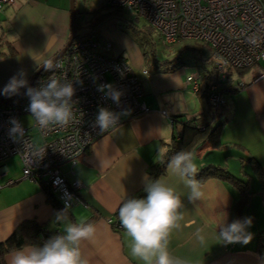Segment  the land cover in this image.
I'll return each instance as SVG.
<instances>
[{
	"label": "crops",
	"instance_id": "0c3cea01",
	"mask_svg": "<svg viewBox=\"0 0 264 264\" xmlns=\"http://www.w3.org/2000/svg\"><path fill=\"white\" fill-rule=\"evenodd\" d=\"M69 6L70 0H16L11 7L0 10L2 52L7 53L9 46L15 52L0 56L2 92L11 77L28 81L41 63L63 47L69 35ZM94 31L104 41L101 52L111 57H127L140 80L141 99L151 111L123 121L98 138L73 166H62L67 180L79 184L77 191L82 200L65 209L67 221L63 223L56 221L57 213L64 209L58 207L53 195L42 190L37 182L22 178L21 164L16 172H11L7 166L9 158L3 160L0 242L25 220L42 225L41 236L45 231L63 234L68 222H89L96 227L95 236L81 244L88 264H144L131 255L132 241L125 229L121 224L116 229L113 223H120L118 209L122 202L147 195H140L144 192L145 174L150 177L174 133L168 116L181 115L182 119L205 116L199 99L203 95L190 89L182 67L154 65L146 70L140 48L133 38L119 30L115 19L108 18L94 26ZM208 64L211 76L212 66ZM262 67L264 61L237 70L235 77L224 85L225 109L218 119L217 140L194 152L198 170L215 167L230 176L215 175L200 181L203 197L196 203L189 202L190 190L168 169V163L156 178H163L183 201L180 211L184 220L180 221V228L172 230L168 248L173 256L185 259L188 264H264V256L256 248L258 237L264 235V78L256 79ZM204 75L203 78L207 74ZM203 78L200 80L204 82ZM8 180L14 183L7 185ZM238 181L247 184L246 195L242 194ZM224 213L227 223L251 218L247 229L252 234L250 242L225 244L218 238V224L223 221ZM189 221L194 223L185 226ZM197 229H203V243L197 239ZM13 251L4 255L3 264H9Z\"/></svg>",
	"mask_w": 264,
	"mask_h": 264
},
{
	"label": "built area",
	"instance_id": "2783aa9c",
	"mask_svg": "<svg viewBox=\"0 0 264 264\" xmlns=\"http://www.w3.org/2000/svg\"><path fill=\"white\" fill-rule=\"evenodd\" d=\"M104 1L114 9L125 10L145 19L160 34L163 44L172 45L187 38L209 45L211 54L207 62L212 66V74L208 81L204 83L191 76L185 80L194 93H202L216 107L225 104L223 87L237 70L264 61V0ZM15 2L0 0V10L11 7ZM253 36L258 38V46L248 42V38ZM97 45L98 41L90 36L77 37L51 63L53 68L42 71L33 84V89L41 88L51 79L73 84L75 93L71 102L74 120L67 126L50 125L47 129H41L28 111L29 97L18 105L0 103V175L2 161L17 156L22 178L37 182L42 190L53 195L62 209H65L66 201L70 202L66 209L82 203L77 191L79 184L67 180L62 166H73L98 138L123 121L151 111L141 99V83L132 67L123 57L110 58L96 52ZM143 73L147 71L143 70ZM261 78H264V67L260 68L256 77ZM106 85H111L113 90L120 93L118 103L110 98L107 89L99 90ZM100 107L120 115L118 124L103 133L98 126H94ZM161 113L168 116L165 110ZM22 116L31 119L32 127L39 135L38 142L34 140L31 127L23 125ZM13 119L23 126L22 135L10 134ZM168 119L175 127L173 117L168 116ZM174 131L178 138L180 128L176 127ZM12 183V180L6 182L7 185ZM113 226L119 229L120 223L114 222ZM57 234L60 233L45 231L42 243Z\"/></svg>",
	"mask_w": 264,
	"mask_h": 264
},
{
	"label": "clouds",
	"instance_id": "9594fccd",
	"mask_svg": "<svg viewBox=\"0 0 264 264\" xmlns=\"http://www.w3.org/2000/svg\"><path fill=\"white\" fill-rule=\"evenodd\" d=\"M251 45L258 46L259 40L255 36L249 37ZM46 70H51V63L43 64ZM21 76L23 73L20 74ZM27 86V80L13 76L4 87L3 93L16 94L20 88ZM107 89L110 98L119 102L120 93L112 89L111 85L102 86L99 90ZM75 89L72 83L61 82L57 79L49 80L39 89L28 88L30 98L28 111L41 129L50 125L67 126L74 120L72 111V97ZM107 98V97H106ZM120 115L107 108L100 107L94 126H98L103 133L118 124ZM10 134L22 135L23 126L13 119ZM168 169L178 175L190 190L188 200L196 203L203 197L200 181L196 178L198 168L193 150L177 152L167 164ZM143 198H128L118 209L121 226L131 238L130 253L144 264H188L185 259L175 257L169 252V236L173 229L180 228V221L184 215L181 196L169 186L163 178L152 179L145 174ZM70 206L66 201L65 209ZM65 209L56 215V221H67ZM227 214L218 224L220 229L218 238L225 244L248 243L252 234L247 231L251 226V218L235 219L226 222ZM189 221L185 226H191ZM217 227V228H218ZM203 229H197V239L203 243ZM96 227L93 223L81 222L65 224L63 234H57L42 245H27L17 249L9 256V264H88L82 255L81 244L93 239Z\"/></svg>",
	"mask_w": 264,
	"mask_h": 264
},
{
	"label": "rangeland",
	"instance_id": "374dc122",
	"mask_svg": "<svg viewBox=\"0 0 264 264\" xmlns=\"http://www.w3.org/2000/svg\"><path fill=\"white\" fill-rule=\"evenodd\" d=\"M75 9L77 37L85 38L91 34V38L98 41L95 51L111 58V56L101 52V48L103 49L105 44L103 45L104 41L100 37L99 32L94 31V24L104 15L113 11L114 8L107 5L104 0H75ZM113 19H115L119 30L126 36L133 38L136 45L140 48L144 57L143 65L146 67V70L154 65L162 67L164 65L174 64L176 67L184 68L185 75L198 78L199 80L203 78L202 76H205L204 74H207L203 79L205 80L204 82L208 81L211 71L209 62L206 61L211 54V47L209 45L187 38L172 45L163 44L160 34L145 19L131 15V13L125 10H120L119 17ZM1 46L0 52H2ZM121 56L135 71L127 57L124 55ZM187 76H185V79ZM224 97L225 95L223 94V99H225ZM199 99L202 101V108L205 110V120L208 123L212 122L213 125H216L218 118L216 117L213 120L215 106L210 104L204 95L199 97ZM21 121L23 125L31 127L34 140L38 142L39 135L35 128L32 127L31 119L28 116H22ZM20 164L17 156L9 157L7 161L8 169L11 172H16V169L20 168Z\"/></svg>",
	"mask_w": 264,
	"mask_h": 264
},
{
	"label": "trees",
	"instance_id": "16d2710c",
	"mask_svg": "<svg viewBox=\"0 0 264 264\" xmlns=\"http://www.w3.org/2000/svg\"><path fill=\"white\" fill-rule=\"evenodd\" d=\"M119 15L120 10L114 9L113 11L100 18L97 23L94 24V26L96 27L100 25L108 18H118ZM14 53V50L9 46L8 52H0V56L13 55ZM33 87L34 85L32 86V88ZM28 97L29 96L26 95L13 99L0 98V103L3 105H18L25 101ZM224 109V105L216 107L213 120H215L216 117L220 119ZM172 117L175 121L174 128H180L179 135L177 138L174 131L170 142L166 145L167 149L165 153L161 156L159 163L155 166V169H153V171H150V178L152 179H156L157 176L161 172H163L166 164L177 152L181 150H193L195 152L200 146L204 145L205 143L213 144L217 140L220 122H217L216 125H213L212 122L208 123L205 120V116L203 114L194 115L188 119H182L181 115ZM215 175L225 178L230 176L229 173L225 170H221L215 167H204L198 170V175L196 178L199 181H203L209 176ZM238 184L242 194L246 195L248 193L247 184L241 181H238ZM142 194H145V192L140 193V195ZM50 199L52 202H54L53 197H50ZM54 205L58 206L56 202H54ZM42 230V225L38 224L34 220L22 221L7 239L0 242V264H3L4 255L12 250L20 249L24 246L32 244L42 245ZM257 240V251L262 256H264V235H260Z\"/></svg>",
	"mask_w": 264,
	"mask_h": 264
},
{
	"label": "water",
	"instance_id": "95a60500",
	"mask_svg": "<svg viewBox=\"0 0 264 264\" xmlns=\"http://www.w3.org/2000/svg\"><path fill=\"white\" fill-rule=\"evenodd\" d=\"M69 12H70V28H69V35L67 37L66 43L63 45V47L52 57L48 58L46 61L41 63L30 75L28 81H27V86L23 87L20 89L16 94H8L5 95L1 90H0V98L4 99H13L17 97H22L26 95L27 89L31 88L35 82V79L37 76L45 70L44 63H52L55 61L57 58H59L65 51L66 49L70 46L72 41L77 38L76 30H77V25H76V9H75V4L74 0H70V6H69ZM91 36V34L89 35Z\"/></svg>",
	"mask_w": 264,
	"mask_h": 264
}]
</instances>
